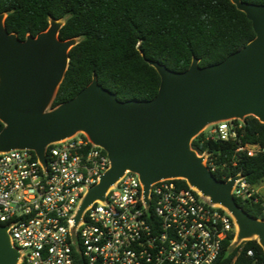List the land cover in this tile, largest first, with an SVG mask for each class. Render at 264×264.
I'll return each mask as SVG.
<instances>
[{"label": "water", "instance_id": "water-1", "mask_svg": "<svg viewBox=\"0 0 264 264\" xmlns=\"http://www.w3.org/2000/svg\"><path fill=\"white\" fill-rule=\"evenodd\" d=\"M231 1L251 21L255 38L219 64L201 67L194 58L188 69L174 72L147 60L161 77L153 99L121 102L94 75L92 83L54 109L76 40H60L63 22L52 20L46 32L21 41L7 31L6 16L0 14V152L30 149L45 162L49 144L83 133L107 152L110 167L89 188L77 221L129 170L140 177L146 193L162 179L186 181L228 210L238 225V242L257 237L264 249V221L251 218L231 195L239 176L218 180L191 148L207 125L248 116L264 124V5ZM18 259L7 227L0 224V264Z\"/></svg>", "mask_w": 264, "mask_h": 264}, {"label": "built area", "instance_id": "built-area-1", "mask_svg": "<svg viewBox=\"0 0 264 264\" xmlns=\"http://www.w3.org/2000/svg\"><path fill=\"white\" fill-rule=\"evenodd\" d=\"M242 123H214L208 137L236 143L248 156L264 154V147L241 145ZM44 159L30 149L0 152V224L19 252L17 264H214L225 242L246 241H237L227 209L182 179L156 181L146 193L129 170L77 221L89 188L110 167L107 152L77 133L49 144ZM206 167L216 171L209 160ZM236 176L233 198L257 202L256 188Z\"/></svg>", "mask_w": 264, "mask_h": 264}, {"label": "trees", "instance_id": "trees-1", "mask_svg": "<svg viewBox=\"0 0 264 264\" xmlns=\"http://www.w3.org/2000/svg\"><path fill=\"white\" fill-rule=\"evenodd\" d=\"M242 1L264 5V0ZM0 14L6 16L7 31L21 41L46 32L52 20L63 22L60 40H76L51 109L73 99L94 75L121 102L151 100L161 77L147 60L174 72L188 69L194 58L201 67L213 66L255 38L251 21L231 0H0ZM239 137L241 145L264 147V124L245 117ZM191 148L208 156L220 181L240 175L254 188L264 182V154L237 152L236 143L204 132ZM256 197L257 202L235 201L251 218L264 221V198ZM214 264H264V249L256 240L237 247L225 242Z\"/></svg>", "mask_w": 264, "mask_h": 264}, {"label": "rangeland", "instance_id": "rangeland-1", "mask_svg": "<svg viewBox=\"0 0 264 264\" xmlns=\"http://www.w3.org/2000/svg\"><path fill=\"white\" fill-rule=\"evenodd\" d=\"M243 121V120H240ZM213 125H207L202 132L206 133V134H210V131L212 130ZM200 157H204V164L206 165V163L208 162L209 158L206 154L203 155H199ZM257 194H259L262 198H264V182H262L261 184H259V186L256 188ZM248 239L250 240H256L258 241L257 237H249ZM247 241V240H246Z\"/></svg>", "mask_w": 264, "mask_h": 264}, {"label": "bare ground", "instance_id": "bare-ground-1", "mask_svg": "<svg viewBox=\"0 0 264 264\" xmlns=\"http://www.w3.org/2000/svg\"><path fill=\"white\" fill-rule=\"evenodd\" d=\"M195 189V188H194Z\"/></svg>", "mask_w": 264, "mask_h": 264}]
</instances>
